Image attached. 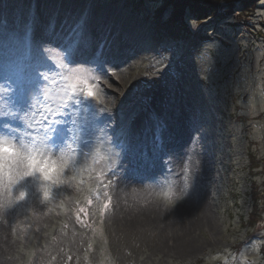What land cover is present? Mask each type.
Instances as JSON below:
<instances>
[{"label":"rangeland","instance_id":"rangeland-1","mask_svg":"<svg viewBox=\"0 0 264 264\" xmlns=\"http://www.w3.org/2000/svg\"><path fill=\"white\" fill-rule=\"evenodd\" d=\"M30 3L0 0V23L22 29L26 19L18 21L28 17ZM36 4L38 30L32 39L38 55L45 57L40 71L56 84L41 79L28 105L34 97L43 102L46 90L63 87L61 65L82 67L99 77L91 81L97 91L90 103L96 121L92 131L75 139L88 109L70 106L68 138L80 145L81 153L99 147L115 161L111 167L116 174L102 161L95 168L105 172L103 182L85 172L84 184L72 182L71 188L55 190L62 196L34 203L32 211L27 203L11 210L7 223H0V264H264V0L249 11L235 2L232 13L219 9L217 16L201 22L189 14V35L177 40L154 30L150 6L136 12L124 0ZM85 17L82 46L90 44L85 50L96 60H65L60 50L71 38L72 27ZM7 99L0 93V102ZM116 105L133 114L128 129L133 149L127 156L114 155L106 142L108 125L113 124L105 117L113 116ZM19 123L21 132L26 131ZM189 156L190 187L183 195ZM252 177L262 193L261 227L241 246L249 235L244 224ZM109 180L111 201L103 195ZM120 184L149 189L146 197L152 194L161 204L173 206L176 215L154 223L129 221L119 211L115 191ZM169 187L174 203L156 195ZM176 194L182 198L175 199Z\"/></svg>","mask_w":264,"mask_h":264},{"label":"snow or ice","instance_id":"snow-or-ice-1","mask_svg":"<svg viewBox=\"0 0 264 264\" xmlns=\"http://www.w3.org/2000/svg\"><path fill=\"white\" fill-rule=\"evenodd\" d=\"M84 19L73 28L70 37L75 36L76 39L69 38L61 52L65 53L64 59L68 56H73L79 47V38L83 34ZM50 27L54 28V24ZM73 61L68 60V64ZM103 63L102 61L100 62ZM45 64V57L38 55V46L32 39V23L29 21L23 28H10L6 23H0V80L5 82V86L0 87V93H6L8 99L0 102V134H7L15 140H25L35 146L43 143L46 147L52 148L56 152L67 153L71 167L75 170L71 183L84 184L83 175L88 173L91 178L92 173H95V178L101 182L104 180L105 172L97 171L95 165L102 161L109 162L108 172L115 175L114 169L111 167L115 163L110 156L101 154L100 148L94 150L89 149V152H80V145L73 139H69L70 129L67 128V120L69 116V108L75 109L83 105L88 109L85 114L84 122L79 126L75 139L89 134L95 121V111L92 109L88 98L96 97L97 91L92 80H99V77H91L90 74L81 68H69L67 65H61L59 75L63 81V87L50 88L43 94V102L34 97V102L29 107L28 97L30 93L36 91L37 84L41 79L48 81L53 85L55 80H50V77L42 73L40 68ZM51 71V69H49ZM79 115V113H75ZM26 131L21 132L20 123ZM16 125L13 127L12 125ZM76 125V121H73ZM42 133V134H41ZM36 153H26L27 156H32ZM83 155L84 160H79ZM94 158L90 159V156ZM192 157H188L184 165V188L182 194L186 195L190 187V162ZM81 177L77 180V177ZM112 181L105 183L103 195L111 201V196L108 192V187ZM99 187V185L97 186ZM91 195L99 200L100 193L96 189H90ZM165 193L164 198L170 203L171 197L174 195L171 187ZM88 203L92 204L91 197H88ZM104 209L109 208V203H104ZM80 211H85L81 208ZM103 215V211L101 213ZM79 220V216L77 217ZM16 226H13V234L15 235ZM71 259V257H69Z\"/></svg>","mask_w":264,"mask_h":264},{"label":"clouds","instance_id":"clouds-1","mask_svg":"<svg viewBox=\"0 0 264 264\" xmlns=\"http://www.w3.org/2000/svg\"><path fill=\"white\" fill-rule=\"evenodd\" d=\"M36 152L38 156L25 155ZM74 175L67 153L56 152L43 143L34 148L25 140L0 134V223H7V214L22 203L32 211L34 203L45 204L62 196L63 192L57 195L55 190L73 187ZM180 198L182 195L176 194L175 199Z\"/></svg>","mask_w":264,"mask_h":264},{"label":"trees","instance_id":"trees-1","mask_svg":"<svg viewBox=\"0 0 264 264\" xmlns=\"http://www.w3.org/2000/svg\"><path fill=\"white\" fill-rule=\"evenodd\" d=\"M258 1L259 0H132L137 10L143 9L145 4L153 5L155 11L154 19L158 31L164 32L166 35L165 37L174 40L188 35L189 27L187 16L189 14L193 15L197 21H202L206 20L208 17L217 16V11L219 9L225 10L227 14L232 13L235 2H240L243 9L249 11V9H253L256 6ZM221 3H224L225 7H222ZM166 9H169V17L163 19V13ZM252 169L254 168L252 167ZM250 184V212L248 214V221L244 224L247 233L255 232L253 229L255 230L257 226L261 227L259 222V209L261 206L260 196L262 193L259 191L257 182L253 177L250 178ZM252 236L253 233L247 236V241H249Z\"/></svg>","mask_w":264,"mask_h":264},{"label":"bare ground","instance_id":"bare-ground-1","mask_svg":"<svg viewBox=\"0 0 264 264\" xmlns=\"http://www.w3.org/2000/svg\"><path fill=\"white\" fill-rule=\"evenodd\" d=\"M120 133L124 134L122 128ZM116 187V198L120 204L119 211L124 213L131 222L154 223L160 220L172 219L177 213L173 206L161 204L152 194H147L146 197L144 192L149 190L147 188L130 187L126 184H120ZM142 193L144 198H141Z\"/></svg>","mask_w":264,"mask_h":264}]
</instances>
